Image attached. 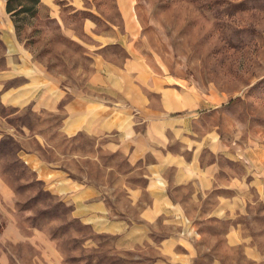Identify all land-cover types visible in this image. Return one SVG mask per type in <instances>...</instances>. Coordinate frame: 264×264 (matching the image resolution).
<instances>
[{
    "label": "rangeland",
    "instance_id": "374dc122",
    "mask_svg": "<svg viewBox=\"0 0 264 264\" xmlns=\"http://www.w3.org/2000/svg\"><path fill=\"white\" fill-rule=\"evenodd\" d=\"M55 3L42 4L36 16H19V31L11 14L0 12V264H264V180L250 188L245 212L233 220L207 216L222 189L200 197L201 203L173 195L186 202L194 227L191 244L182 239L167 244L183 227L160 217L148 224L154 244L123 247L117 235L97 232L77 217L73 199L56 185L59 174L95 184L116 216L142 222L124 196V185L136 183L125 158L105 151L102 140L87 133L64 134L62 112L34 110L35 100L25 105L18 99L15 106L9 99L10 91L33 81L27 71L36 69L67 91L62 108L75 95L94 94L88 82L95 57L122 66L136 55L173 87L207 93L209 103L223 101L194 121L197 138L216 128L229 152L252 154L257 162L221 156L219 181L252 171L264 179V0H134L139 32L132 37L123 36L117 0ZM9 18L18 51H11L5 34ZM172 145L181 149L178 140ZM141 198L149 200L146 194ZM236 223L261 259L229 244Z\"/></svg>",
    "mask_w": 264,
    "mask_h": 264
},
{
    "label": "crops",
    "instance_id": "0c3cea01",
    "mask_svg": "<svg viewBox=\"0 0 264 264\" xmlns=\"http://www.w3.org/2000/svg\"><path fill=\"white\" fill-rule=\"evenodd\" d=\"M41 1L50 7L56 5V0ZM117 2L125 23L126 33L123 36L137 35L139 23L133 10L134 0ZM0 12L8 13L6 0H0ZM128 23L135 27L127 28ZM7 30L5 34L11 51H18L10 18ZM94 64L95 71L88 82L94 94L75 95L62 108L60 104L65 100L67 91L58 84L53 85L36 69L27 71L33 80L28 86L14 88L9 93L10 104L15 106L17 103L14 102L18 99H24L25 105L35 100L34 110L62 112L65 116L60 131L69 137L81 133L94 136L99 144L102 140L101 148L120 154L129 164L127 174H134L136 183L124 185V196L131 206L138 208L142 222L129 216H116L105 191L95 184H79L59 174L56 187L61 194L71 196L77 217L97 232L117 235L118 242L130 248L137 244H154L148 224L160 217H164L165 224L183 227L181 235L167 239V244H176L177 239L191 244L187 239L193 234L192 219L187 213L186 202L175 200V194L187 196L190 202L201 203L200 197L222 189L223 192H216L217 202L207 211V216L233 220L245 212L250 188L258 187L264 179L261 175L258 178L255 174L250 175L252 171L241 176L229 173L227 181H219V173L223 170L219 158L257 162L255 156L240 155L239 151L229 152L216 128L207 130L198 139L194 127L196 119L221 105L222 100L220 103H209L207 93L203 95L190 86L173 87L169 78L153 75L136 55H132L122 66L101 56L95 57ZM117 96L118 100L112 102L110 97ZM175 140L181 143L179 151L173 149L172 142ZM251 152L255 153L253 148ZM208 156H212V160L208 161ZM248 176H252V180H248ZM143 194L149 196L148 201L141 198ZM227 236L229 244L242 246L248 258H262L263 255L252 244V238L243 235L239 223L233 224ZM161 244L164 248V241ZM185 247L189 249L188 245Z\"/></svg>",
    "mask_w": 264,
    "mask_h": 264
},
{
    "label": "trees",
    "instance_id": "16d2710c",
    "mask_svg": "<svg viewBox=\"0 0 264 264\" xmlns=\"http://www.w3.org/2000/svg\"><path fill=\"white\" fill-rule=\"evenodd\" d=\"M60 1L64 0H56L57 3L61 4ZM42 4L41 0H6V11L14 18L16 29L19 31V16L28 13L36 16Z\"/></svg>",
    "mask_w": 264,
    "mask_h": 264
}]
</instances>
